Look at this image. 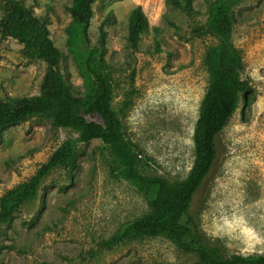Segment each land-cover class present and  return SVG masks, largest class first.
<instances>
[{
  "label": "rangeland",
  "instance_id": "1",
  "mask_svg": "<svg viewBox=\"0 0 264 264\" xmlns=\"http://www.w3.org/2000/svg\"><path fill=\"white\" fill-rule=\"evenodd\" d=\"M45 21L60 51L59 71L74 93L87 96L82 75V26L71 21V0H18ZM192 0L186 12L165 0H99L86 34L94 43L111 12L105 59L112 65V103L124 136L139 153L141 172L182 180L195 159L193 128L208 85L204 64L217 37L207 30L208 6ZM225 1L231 40L242 55L241 77L250 83L221 130L218 156L195 196L200 230L226 255L264 254V0ZM140 6L148 21L135 48L126 42L129 11ZM4 9L0 7V18ZM76 37L72 40V36ZM22 44L0 34V99L38 95L46 70L24 56ZM77 132L56 127L43 115L10 126L0 140V197L26 181L66 139ZM105 143H78L74 165L52 169L36 196L2 225L0 264H199L165 236H138L108 244L127 223L150 210L154 190L140 192L112 171Z\"/></svg>",
  "mask_w": 264,
  "mask_h": 264
},
{
  "label": "trees",
  "instance_id": "2",
  "mask_svg": "<svg viewBox=\"0 0 264 264\" xmlns=\"http://www.w3.org/2000/svg\"><path fill=\"white\" fill-rule=\"evenodd\" d=\"M99 0H71V21L82 26L80 68L87 83L85 97L74 93L71 84L59 71L60 51L54 45L47 24L18 0H0L4 14L0 34L22 44L21 53L42 60L46 70L38 95H6L0 99V140L4 132L32 115H43L56 127L77 132L76 138L64 140L48 159L26 181L8 189L0 197V238L2 225H9L15 211L32 200L41 180L54 168L74 165L78 143L100 140L108 145L112 173L131 182L137 190H154L150 210L115 233L108 244L138 236H165L184 252L198 256L199 264H264V254L226 255L221 245L198 227L193 204L198 190L207 179L218 156L217 140L223 127L242 98L249 101L250 83L241 77L242 55L231 40L232 18L225 1L214 0L208 6L207 30L218 43L211 47L204 64L209 73L208 85L199 104L193 128L194 164L186 178L170 180L141 172L143 161L132 143L124 136L121 121L112 103V65L105 59L107 31L112 20L109 12L99 25L98 38L91 43L86 28L93 15V4ZM186 12L193 11L192 0H165ZM148 21L140 6L127 16L126 42L135 48L147 31ZM76 34L72 36L71 42ZM8 245L0 240V250Z\"/></svg>",
  "mask_w": 264,
  "mask_h": 264
}]
</instances>
